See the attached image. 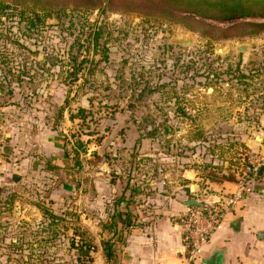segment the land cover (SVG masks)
<instances>
[{
  "label": "rangeland",
  "instance_id": "1",
  "mask_svg": "<svg viewBox=\"0 0 264 264\" xmlns=\"http://www.w3.org/2000/svg\"><path fill=\"white\" fill-rule=\"evenodd\" d=\"M239 3L252 15L190 0H0V127L17 144L0 158V264H98L128 174L146 197L157 169L221 160L244 179L263 160L264 0ZM8 192L35 237L13 241L24 229Z\"/></svg>",
  "mask_w": 264,
  "mask_h": 264
},
{
  "label": "crops",
  "instance_id": "2",
  "mask_svg": "<svg viewBox=\"0 0 264 264\" xmlns=\"http://www.w3.org/2000/svg\"><path fill=\"white\" fill-rule=\"evenodd\" d=\"M8 144L13 149L17 145L10 142ZM261 160L256 165L258 170L249 179L244 202L224 216L214 236L205 246L202 257L195 262H189L186 257L188 248L181 224V216L191 207L187 203L194 200L195 192L199 193L201 190L207 191L208 198L212 201L236 191L241 180L239 172H233L234 177L228 178V162L221 160L223 165L217 169L205 170L203 167L190 165V162L171 172L157 169L153 173V179L151 178V188H146L150 191L146 197H143L145 188L136 187L135 178H131L134 174H128V198H133L134 201L129 205V221L138 226L116 243L122 264H204L203 259L212 258L217 252L222 254V264H264V173L258 175L264 165V157ZM193 184H196L195 192L191 190ZM16 200L12 207L18 209V214L10 222L14 224L13 227L24 230L13 241L25 239V235L35 237L31 229L25 231L24 227L27 225L31 228L35 223L34 214L29 216L20 210V206H16ZM23 206L33 208L36 214L39 213L38 217H42L40 209L33 202L24 201ZM98 250L97 263L105 264L101 245ZM35 256L30 254L31 258H27V263L19 264L34 263L32 257Z\"/></svg>",
  "mask_w": 264,
  "mask_h": 264
},
{
  "label": "trees",
  "instance_id": "3",
  "mask_svg": "<svg viewBox=\"0 0 264 264\" xmlns=\"http://www.w3.org/2000/svg\"><path fill=\"white\" fill-rule=\"evenodd\" d=\"M205 1L206 3H211L212 5H215L218 8L219 14H214L213 16H220L225 20H234L239 17L243 16H249L252 15L251 12L246 11L242 5H240L239 0H236L232 4H226L224 0H190V3H202ZM201 15H208V13H203L198 11ZM250 26L253 28V30L250 32L251 35H253L257 30L255 28L257 25L255 23L250 24ZM68 108V107H67ZM86 109L83 107H80L76 114L71 113L70 119L74 120L75 118H85ZM144 136H141L138 139V142L143 139ZM231 145V144H230ZM3 157H6L4 154H2ZM212 159H214L212 157ZM206 167H203L204 169H212L213 167H216L213 165V160H210L208 164H205ZM212 167V168H211ZM131 181V179H130ZM130 184V182H128ZM128 189V188H127ZM3 192L2 189H0ZM11 194V195H10ZM9 202L12 205L15 200V194H12L9 192L8 194ZM7 197V198H8ZM133 198H128L125 194L120 196L119 198H116L114 201V212L111 216V220L109 223L103 224V231L101 232L102 240V252L103 257L105 259V264H122L121 256L116 249V243L122 241L125 234L128 233V231L133 230L138 226V224L132 223L130 220V214L128 212L129 205L131 202H134L132 200ZM45 204V203H43ZM46 205V204H45ZM38 208L42 211L43 215L45 217H49L53 219L54 221L61 219L59 216L52 213V211L48 208H45L44 205L38 204ZM74 241V239H72ZM80 244L83 248L81 251V255L89 257L91 255L92 251H95L98 249V246L96 243L92 242L91 239L86 236L80 237Z\"/></svg>",
  "mask_w": 264,
  "mask_h": 264
},
{
  "label": "built area",
  "instance_id": "4",
  "mask_svg": "<svg viewBox=\"0 0 264 264\" xmlns=\"http://www.w3.org/2000/svg\"><path fill=\"white\" fill-rule=\"evenodd\" d=\"M6 139L0 127V156L3 154L2 146L7 144ZM257 170L256 166H249L245 172L247 177L240 180L237 190L215 201L208 198V192L205 190L195 192L194 200L198 201L199 205L188 207V211L181 216L188 248L186 257L189 262H195L202 257L205 246L214 236L224 216L242 205L249 179Z\"/></svg>",
  "mask_w": 264,
  "mask_h": 264
},
{
  "label": "water",
  "instance_id": "5",
  "mask_svg": "<svg viewBox=\"0 0 264 264\" xmlns=\"http://www.w3.org/2000/svg\"><path fill=\"white\" fill-rule=\"evenodd\" d=\"M172 41L177 42V43H182V44H186V45H190L192 44V39H184V38H175ZM222 49H224L223 47H218L217 50L221 51ZM248 49V45L243 44L242 46L239 47V50L241 51H246ZM225 50V49H224ZM222 52V51H221ZM257 140H260V137H257ZM12 148L9 144H5L4 146H2V153L4 155H9L11 152ZM264 173V165L261 166L258 175H263ZM18 179V176H15V180ZM196 184H193L191 186V190L192 192L196 191ZM188 206H195V205H199V202L196 200H190L187 203ZM222 254L220 252H217L216 254H214V256L212 258L209 259H203V263L204 264H222Z\"/></svg>",
  "mask_w": 264,
  "mask_h": 264
}]
</instances>
